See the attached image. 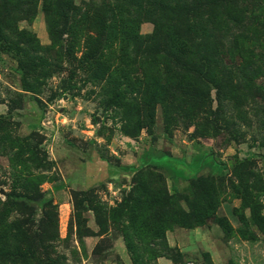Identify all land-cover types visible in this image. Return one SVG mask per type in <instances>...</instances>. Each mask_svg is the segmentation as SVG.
<instances>
[{
	"label": "rangeland",
	"instance_id": "374dc122",
	"mask_svg": "<svg viewBox=\"0 0 264 264\" xmlns=\"http://www.w3.org/2000/svg\"><path fill=\"white\" fill-rule=\"evenodd\" d=\"M0 264H264V0H0Z\"/></svg>",
	"mask_w": 264,
	"mask_h": 264
},
{
	"label": "trees",
	"instance_id": "16d2710c",
	"mask_svg": "<svg viewBox=\"0 0 264 264\" xmlns=\"http://www.w3.org/2000/svg\"><path fill=\"white\" fill-rule=\"evenodd\" d=\"M210 159H211V161H212L213 163L218 164V162H217L216 160H214L213 158H210Z\"/></svg>",
	"mask_w": 264,
	"mask_h": 264
}]
</instances>
